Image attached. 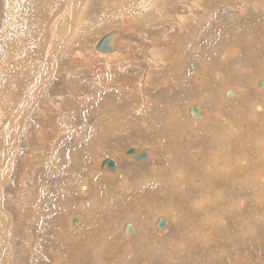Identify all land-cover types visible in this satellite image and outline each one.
Segmentation results:
<instances>
[{
    "label": "rangeland",
    "instance_id": "374dc122",
    "mask_svg": "<svg viewBox=\"0 0 264 264\" xmlns=\"http://www.w3.org/2000/svg\"><path fill=\"white\" fill-rule=\"evenodd\" d=\"M66 1L58 0L53 5H48L47 0H35L36 6L39 7L38 12L34 13L31 6L19 9L14 15V24L8 37L0 36V65H3L0 66V164L4 158L8 161L9 154L11 156L7 174L1 175L0 173V235L5 234L0 236V264H52V262L53 264H76L77 262V264H97L94 263L96 258L92 255L91 245L83 242L87 240H84L86 237L82 236V231H89L92 234L93 228L91 230L88 226L94 223L95 219L101 218V222L104 223L103 230L105 225L108 229H116L123 221H125L123 230L124 225L127 224L126 221H131L132 225L134 223L143 225L144 218L141 216V222H139L137 217L138 213H141V209L135 207L134 203L137 205L143 203L142 200L146 196L142 193L144 191L157 192L160 195L163 183L158 182L157 174L150 173L151 164L126 155L125 152L128 148H136L137 152H141L142 148L147 145H153L159 157L151 160L154 158L153 156L148 162L151 160L154 164L156 161L155 167H162L165 164L163 153H166L170 147V141L175 142L164 132L169 133L172 138L178 135L181 137V143H179L181 151L187 157V162L183 165L185 167V165L188 166L186 163H189V169L195 172V164L201 162L205 157H209L208 148L202 147L204 144H201L202 141L208 140V133L205 130L206 126L195 130L187 120L191 123H202L207 114L203 112V108L205 111H209V105L214 102L209 101L208 95L198 96L195 91L186 89V82L193 78L191 74L196 67L194 62L197 64L205 61L208 66H216L219 71L220 66H229L232 73L234 72L230 75L234 77L237 74V70L234 69L238 65L235 59L239 53L242 58H245L244 60H247L242 65H245L249 71L243 72L244 74L239 73L236 78L239 81L234 78V82L227 83V85L236 88L238 83H242L247 86L250 93L254 94L253 82L255 78L258 79L257 82L264 81V74L255 75V72L262 71L261 66L257 65L258 60L255 55L252 56L247 52L251 49L253 52L255 51V42L246 40L248 31L253 32L259 26V19H264V0H236V2L201 0L200 3L205 2L206 4L214 1L215 4L212 7L217 14L209 16V19L202 18L199 6L203 4H192V13L188 14L189 17L185 18L182 17V14H175L166 18V21L171 22L170 20H172L176 23L171 27H165L164 23L151 26L148 24L149 19L147 18L137 21L135 14L138 5L133 4L135 1H129L124 6L121 5L119 15L114 17L111 14L112 5L106 0H70V3ZM113 1L119 2L120 0ZM110 2L112 1L110 0ZM10 3L11 0H0V25L2 26ZM65 6L69 7L68 13L72 14L69 18L71 22L66 21L70 27L69 25L67 27L66 24L67 30L59 31L55 45L47 48L49 45H45V42L51 36V32L45 28V25L51 16L59 15ZM168 11L172 12L169 8ZM255 11H260V13ZM107 17L111 18L104 20ZM76 18H79L78 21ZM187 19L189 20L187 21ZM183 21L185 24H182ZM113 30L117 33L111 41L113 50L99 52L95 48L96 43L103 35ZM15 33L22 37L18 42V54L22 50V42H27L28 45L21 54L22 56L17 54L12 58L11 64H8L9 60H6L8 56L4 57L3 54L6 51V46L10 49L11 44L6 42ZM45 35H48V38H44ZM154 37H157L155 42L149 41ZM242 39L245 40L247 46L241 48V51L239 46ZM116 41L119 43L116 44ZM222 54L225 55L222 56ZM45 55H49L53 59L54 67L40 86L42 88L39 98L34 99L31 96L25 117L23 119L16 118V106L19 101H23L24 92L34 79L35 66L36 64L41 66L42 60L40 59ZM213 75L215 76V74ZM213 75L212 81L215 83L214 85L211 83L212 85L207 89L212 91L216 102L222 103V106L219 103L216 108L217 112L221 114L226 109L223 106L227 100L223 101L220 96L222 88V83L219 84L220 78H213ZM227 76L225 74L226 78ZM242 76H244V80ZM199 81L202 85V80ZM48 94L52 96L51 99H48ZM230 98L233 100L226 103L235 102L240 106L237 108L229 106V109H236V112L233 113L234 116L225 112L227 116H230V120H237L242 114L250 121L255 122V119L250 117V103L255 101L253 98L249 99V102L233 95ZM188 104L192 105L187 108L190 118L184 112L186 118L182 119V125L176 132L174 128L169 131L172 125L177 124L171 118L172 109L181 111V108H184V105L187 107ZM255 105L262 106L261 104ZM255 105L253 107L256 110ZM195 107L199 109L200 117L193 116L189 112L190 108L194 109ZM43 108L46 111L45 114L41 112ZM242 109L243 111H240ZM217 112L212 117L213 121L222 120V114L217 116ZM262 120L261 117L260 122L264 124ZM246 123L248 122H243L242 126H250L249 123ZM214 124L220 125L221 128H214L211 131L209 138L213 142L218 137L220 139L225 137L223 123ZM162 125L165 126L164 129H162ZM185 131L186 133H184ZM252 131L247 133H253L252 136L255 137V131ZM194 134L197 135L196 138H194ZM232 137L231 134H226L230 149L229 157L238 153L237 145L230 142ZM12 149L13 153H11ZM6 152L7 155H5ZM121 153L137 162L135 167L130 161L128 163L132 165V168L134 167L132 172L136 178L147 181L143 188L136 185L133 188H128L127 191L123 188L121 190L119 181L122 179L120 178L111 180L108 184H104V181L107 183L104 178V181H100V185L97 183V175H102L97 172L99 162L102 159L110 158L115 163H119L121 160L118 161L114 156H119ZM152 155L150 154V156ZM120 163H122L121 167L127 166L124 165V162ZM102 169L110 171L107 167ZM165 169V177H170L171 169L168 167ZM82 181L92 184L93 190L88 194H81L79 190H76L77 183ZM79 186L86 187L85 184H79L78 189ZM175 187H171V191ZM251 188L252 185L248 183L237 185L231 196L232 198L243 196V202H237L235 208L237 210L245 209L240 213H237V210L229 212L226 210L229 215L225 217V221L217 215L223 223H219V226L215 225L218 227L216 228L218 234H213L209 241L210 246L207 247L202 240H197L201 244L203 252L202 250L198 251L199 245H197L193 255H188L187 251H180L182 249L173 247L171 243L174 242L169 239L168 235L161 236L162 238H151L153 243L150 247H142V250L139 251L136 249V244L139 241L134 243L133 239L129 240L130 236L126 242L122 241V245H119V248L113 252L103 253L101 255V260H104L102 264H117L118 258H123L122 249L125 253L126 248L134 247V245L135 260L133 264H142V262L185 264L188 260L191 261H188V264H264V201L262 199L264 191L255 195L259 206L250 197L249 205L246 207L244 197L248 196ZM178 190L190 195H187L186 198L187 206H191L193 195L198 197L201 193L208 191L206 188L200 189L189 184L179 186ZM139 191L142 196L138 194ZM204 196L206 197V194ZM95 197L102 203H99L96 208H90V211L85 214V228H75L80 223L78 221L76 225H73V218L81 217L82 219L85 211L84 206L89 207L91 203L89 200H93ZM161 198L157 197V199ZM113 199L127 205L129 202H134L129 208H126L130 209V212L136 211V215L132 213L126 219L129 211L122 215L124 211L118 205H115L116 210L115 208L111 209L115 210L113 214L109 208L114 206L110 207L108 204V202L115 204ZM135 199L138 202L141 200L139 204ZM183 203L179 205L184 211ZM66 205H70V207H65ZM161 208H164L162 203ZM258 213L261 214L257 216ZM149 214L154 215L151 212L147 213L148 216L145 219L148 217L149 219L143 226L148 233H150L149 228L156 226V220L153 226L151 225ZM244 217L249 218L248 222ZM100 218L96 220V223H100ZM195 220H200V218L196 217ZM247 226L253 228V238L249 237L250 239L244 240L239 232ZM74 229L78 230L74 232ZM79 232L81 236L77 235ZM101 232L103 233L102 230ZM131 234L133 233L128 235ZM185 234L188 235V233ZM178 235L181 236V239L177 241L176 245L185 244L183 234L179 233ZM55 237L58 239V243ZM60 238L63 240L61 244L59 243L62 241ZM126 243L131 245L128 246ZM165 244H167V248ZM142 245H144V240L139 243V246ZM143 252L145 255L141 256L139 253ZM158 256L165 260H156L155 258ZM237 256L244 258V261L240 262L236 259ZM173 257L176 260H173ZM41 258H44L45 261H42Z\"/></svg>",
    "mask_w": 264,
    "mask_h": 264
},
{
    "label": "bare ground",
    "instance_id": "6f19581e",
    "mask_svg": "<svg viewBox=\"0 0 264 264\" xmlns=\"http://www.w3.org/2000/svg\"><path fill=\"white\" fill-rule=\"evenodd\" d=\"M47 1H48L47 2L48 5L49 4L53 5L58 0H47ZM106 1H108L109 4L112 5V10H111L112 13L111 14L113 17L115 15H119V10H120L121 5L124 6L129 1H135V3H133V4L138 5V10H136L137 13L135 14L137 21L144 20L147 18V19H149L148 24H150L151 26H158V25H162L164 23L165 27H171L172 25L173 26L176 25V23L172 20H170L171 22L166 21L167 17L174 16L175 14H182V17H185V18L189 17L190 15H188V14L192 13V7H193L192 4L202 2L201 0H124V2H122L123 0H120L119 2L118 1L114 2L113 0H111L112 2H110V0H106ZM106 1H104V2H106ZM231 1L236 2V0H231ZM257 1H259V0H257ZM260 1H262V0H260ZM66 2L70 3L71 1L67 0ZM200 4H203V5L199 6L200 15L202 18L209 19V16L212 17L214 14H217V12L214 10V7H212L215 4L214 1H212L209 4H206L205 2L200 3ZM169 5H172V6H169ZM27 6H31L34 10V13L38 12V10H39V7H37L35 4V0H11V3L8 5L6 17L4 20V25L3 26L0 25V36L4 35V36L8 37V33L14 24V21H13L14 15L16 14V12L19 9L25 8ZM168 8L172 12L168 11ZM263 8H264V5H263ZM68 12H69V7L65 6L64 10L62 12H60L59 15L55 14V15L51 16L49 21L45 25V28L51 32V36L49 37L50 39L48 38V35L44 36V38H48L47 41L45 42V45H49V47H47V48H51L55 45L57 38H58V32L59 31H61V30L66 31L67 30L66 24H67V27H68V25L70 27V24L66 23V21L71 22V20H69V18L72 14H70ZM255 12L260 13V11H255ZM218 14H220V13H218ZM120 16H122V15H120ZM109 18H111V17H109ZM109 18L107 17V19H104V20H108ZM78 19L76 21H78ZM188 20L189 19H187V21ZM217 21H221V20H217ZM177 24H181V23H177ZM182 24H185V21H183ZM111 32H115V34H117L115 30L110 31L106 34H109ZM253 32H255V33H253ZM253 32L248 31L246 40H250V41L254 40L255 51L253 52V50L251 49V51L248 50L247 52L252 56L255 55V58L258 60L257 65L261 66V68H262V71L261 72L260 71L255 72V75H258L260 73L264 74V19L263 18L259 19V26H257ZM20 38H22V37H20L18 33H15L6 42V43L11 44L10 49L8 46H6V51L3 54L4 57L8 56V58L6 59V60H9L8 64H11L12 58L16 57L18 52H19L18 42H19ZM101 38L98 40V42L101 40ZM156 39H157V37H154V38L150 39L149 41L155 42ZM111 41L112 40L110 38L109 43H110L111 49L109 51H99V50L98 51L99 52H110V51H112L113 49H112ZM98 42L96 43V45L98 44ZM118 43L119 42L116 41V44H118ZM27 45H28L27 42L21 43L22 50L18 54V56H22L21 54L24 52L25 47ZM96 45H95V48H96ZM250 45H251V43H250ZM246 46L247 45L245 44V40L242 39V41L240 42V46H239L240 50H241V48H245ZM252 46H254V44H252ZM235 49L237 50V47H235ZM236 50H234V51H236ZM224 55L225 54H222V56H224ZM244 59L245 58H242V55H240L239 53L237 54L235 61L238 62V65L236 66V69H234L235 71L237 70L236 71L237 74L234 77H233V75H230V74H234V72L232 73V70H231V68H229V66H220L219 67L220 71H219L216 68V66H213V65L208 66L207 62H205V61L199 62L197 64L194 62V65L196 67H194V65H193L194 71H192V74H191V76L193 78H191L189 81L186 82V89L192 90V92L195 91V94H198V96H207L208 95L210 97L209 101H213L214 103L211 105H209L207 103L210 106L209 111L208 110L205 111V108H203V112H206L207 114L204 116L202 123H200V122H199L200 124L199 123H191L189 120H187V122L195 130L200 129V127H203V128L205 126L207 127V128H205V130L208 133L207 134L208 140L207 141L204 140L202 142L200 141L201 144H204L203 146L200 144V146L208 148L209 157H205L201 162L195 164V172L192 171L191 169H189V163H186L188 166L185 165V167H184L183 164H185V162H187V157L181 151V145H179V143H181V137L176 135V136H173V138H172L169 135V133L164 132L168 135V137L171 140L174 139L175 142L172 143L170 141V143H169L170 147H168L166 153H163V155H165L164 156V158H165L164 166H162V167L159 166L156 168L155 167L156 161L154 162V164L151 161V160H155L159 157L156 150L154 149L153 145H151V144L147 145L146 147L143 146V147L148 148L150 150L149 153L147 154V157L144 159L146 161V164H151L150 165V173L157 174L158 175V182L163 183L161 185V188H160V195H158L157 192H155V193L151 192L150 193V192H146V191H144V189H142L144 191L142 193L144 195H146L144 200H142L143 206H142V204L137 205L134 202H129L128 203L129 205L122 204V203L116 202L115 201L116 199H113L115 204H112V202L111 203L108 202L110 207L114 206L112 208H109L111 212L113 211L111 209H114L115 205H118L120 207V209L124 211L123 214L121 213L122 215H124L127 211H129L130 209H127V208H129L130 205H132V203H134L135 207H138L141 209V213H138V216H137L139 218V222H141L140 218L142 216L144 218V223H143V225L138 224V223L135 225V223H134L133 224L134 226H133L131 221L130 222L126 221L127 224L131 225V227H132L131 232L133 233L131 235H128L131 232L125 231V229L123 230V224L125 223V221L120 223V225H118V227L116 229L115 228L108 229V227H106V225H105L106 228L104 227V230H103L102 225H104V223L101 222L102 221L101 218L98 217V218H100L99 219L100 223H98V222L96 223V220H98V218L95 219L94 223H92L90 226H88L89 228H91V230L93 228L92 234L89 231H87V232L82 231L83 232L82 236L86 237L87 239L84 238V240H87V241L81 240V241L85 242L86 244L91 245L90 247L93 250L92 255L95 256V258H96V259L93 258L96 261L94 263H97V264L101 263L102 264V262L104 260H101L102 259L101 255H103V253L105 254V252H107V254L110 252H113L114 250H116V248H119V245H122L121 244L122 241L126 242L128 237H130V236L131 237L129 238V240L133 239L134 243H136V241H139V243H140L142 240H144V245L139 246V243L136 244V247H137L136 249L139 251L142 250V247L143 248H149L150 247V245L153 243V240H151V238H162L161 236L168 235L169 239L172 242H174V243H171L173 245V247H177L179 249H182L180 251H187L188 255H193L192 253L196 249V246L199 245L198 251L201 252L202 247L200 246L201 244H199L197 240H202L203 243L206 244L207 247L210 246L209 241L211 240L213 234L217 233L216 228H218V227H215V225L219 226V223H223V221L221 220V218L219 216H221L225 221V217H227L229 215L228 212L230 210H237V208H235V205L237 204V202H239V201L241 203L243 202L242 201L243 196H238L235 198H232V196H231L232 192H234L237 185H239L241 183H244V184L248 183V184L252 185L250 192L247 194L249 197L248 196L244 197L245 206L248 207L249 202H250V197L255 200L256 205L259 204L257 202V196L255 197V195H257L258 193H263V191H264V124H262L260 122V119L262 117L263 118L262 122L264 123V81L257 82L258 79L255 78V80L253 82V85L255 87L254 94L250 93L247 90V86H245L242 83L241 84L238 83L235 86L236 88H234V87L232 88L231 85H227V83L231 84L232 82H234L233 81L234 78L236 79L237 75L239 73H243V72L246 73L249 71L245 65H242L243 62L247 61ZM40 60H42V62L40 63L41 66L36 64L34 72H33L34 79L30 82V84H28L29 87L27 86V89L24 92L25 94L23 97V101H19V104H17V106H16V109H15L16 110V112H15L16 118L20 117L23 119L25 117L27 108H29L28 104L30 102L31 96L34 99L39 98V95H40L39 92H40V89L42 88V87L40 88V86L45 82V77L51 72V70L54 67L53 59H51V57H49V55L43 56ZM177 60H179V59H177ZM0 66H3V65H0ZM255 68H256V66H255ZM245 70H247V71H245ZM213 74H215V76ZM225 74L228 75L227 78L225 77ZM212 75H213V78L214 77L220 78L219 80L221 82H219V84L222 83V86H221L222 88L220 89V96H221L223 101L224 100H227L226 102L232 101L233 99L230 98L232 95L236 96L237 98H240L241 100H244L246 102H249L248 100L251 98H253L255 100V101H253V103H250L251 104L250 117L252 119H255V122L250 121L248 118H246L242 114H240V116L237 120H230L229 119L230 116H227V114L225 112H227L228 114L235 113L236 112L235 108L229 109V106L230 107H236V108L240 107L235 102H232V103L224 102L223 107H226V109H225L224 113L221 112L222 120L221 121H213L212 120L213 115L215 114V112H217L216 108H217L218 104L220 103V105L222 106L221 102H216V100L214 99V96L212 94V91L207 89V88H210V85H212L211 83H213ZM229 77H231L233 79H230ZM242 79L244 80V76H242ZM199 80H202V85H201V82ZM236 80L239 81L238 79H236ZM195 82H197V83H195ZM256 82H257V84H256ZM214 83H213V85H214ZM259 84H261V86H259ZM229 86H231V87L229 88ZM226 92H228V93L225 95ZM192 94H194V93H192ZM222 96L228 97V98L223 99ZM51 97L52 96L50 94H48V99H51ZM5 102H6V100H5ZM192 103H194V102L192 101ZM26 104H27V106H25ZM255 104H261L262 106L255 105ZM253 105H255L256 110L254 109ZM191 106L192 105H190V104H188L187 107H185V105H184V108H186V109L181 108V111H178L176 109H172V117L171 118L177 124L172 125V127L169 128V131H172L173 128L175 129V132L178 130V128L182 125V119L185 117L184 112H186L187 117H189V113H187V108L191 107ZM194 109H198V108L195 107ZM42 110L43 111H41V112H43L45 114L46 111H44V108ZM190 110H191V108H190ZM190 110H189V112H190ZM257 110L258 111L261 110L262 112H258ZM240 111H243V109ZM190 113H192L193 116H196V115H194V113H195L194 111L190 112ZM218 114H220V113L217 112V116H218ZM234 115L235 114H233V116ZM39 116L41 117V114H39ZM22 119H21V123L23 124ZM19 121H20V119H19ZM243 122H248L250 126L247 127V125L246 126L244 125L245 127H243L242 126ZM214 123H223V126H224L223 131H224V135H225L224 139H220V137H218V139L215 142H213L209 138L211 136V131L214 128L220 129L221 126L218 124H214ZM248 123H246V124H248ZM22 124H20V125H22ZM161 127H162V129L165 128V126H163V125ZM20 129H17V130H20ZM249 129L251 131L252 130L255 131L254 132L255 137L252 136L253 133L252 134L247 133L250 131ZM157 131H159V130H157ZM184 133H186V131ZM226 134H231L233 136L230 140L231 144L237 145L238 153L235 154L233 157L228 156L230 149H229V145H228V142L226 139ZM40 137H42V136H40ZM196 137H197V135L194 134V138H196ZM16 145H17V143H16ZM14 147H12V148H14ZM4 150H6V149H4ZM7 152L5 153V155H7ZM124 152H125V150H124ZM11 153H13V149H12ZM122 153L119 156H117V155L114 156V158L117 159L118 161H119V159L121 160V161H119V163L116 161L117 163H115V166L117 167V169L115 171H112V170L108 171L106 169H102L100 166V162L103 159L99 162L97 172L101 173L102 175H97V183L100 185V181H102L104 178H106V180H107V183H105V181L103 180L104 184H108L109 182H111V180H115V179L120 178V179H122V181H119V183H120L119 186H120L121 190L123 188L127 191L128 188L129 189H130V187L133 188L136 185H137V187L142 186V188H143V185H145L147 183V181H145L141 178H136L134 175V172H132V169L135 166H137V162L133 161L134 159L131 157H126L125 155H122ZM150 154H153V155L150 156ZM153 156H154V158H153ZM46 157H47V154H46ZM10 158H11V156L9 154L8 161L5 160V158L3 160H1V164H0V171H2V172H0L1 175L4 173L7 174V170L9 169L8 163H10L9 162ZM151 158H153V159H151ZM149 159H151L150 162H148ZM174 160H175V162H174ZM129 161L131 162L132 165H134L133 168H132V165H129V163H128ZM120 162H124V165L126 164L127 166L121 167L122 163H120ZM33 163H34V161H33ZM165 167H168L171 169L170 177H168V176L165 177V172H166ZM56 171H58V170H56ZM79 184H85L87 188L85 186H79V189H78ZM183 184H189L190 186H196L200 189L206 188V189H208V191L201 193L198 197L193 195L192 196L193 199L191 201V206H187L186 205V198H187V195L188 196H190V195L188 193H182L181 191L178 190L179 186H181ZM214 186L219 187V188H215ZM171 187H175V188L171 191ZM76 190H79L81 192V194H88L89 192H91V190H93L92 184L89 182L85 183L84 181H82L80 183H77ZM140 191L138 194H141ZM205 194H206V197L204 196ZM128 196H130V195H128ZM141 196H142V194H141ZM157 197H162V198L157 199ZM96 198L97 197H95L93 200L92 199L89 200V202H91L89 204V207L84 206L85 211H84V215H82L83 218L81 219V217H79V223L80 224L78 227H75V228H81V227L85 228V225H84L85 221H86L85 220V214H87L90 211V208H92V207L96 208L99 203H102V202H99L98 199H96ZM262 199L264 201V198H262ZM117 200H118V197H117ZM109 201H111V200L109 199ZM135 201L138 202V200H136V199H135ZM139 202H138V204H139ZM182 202H184L183 203V207L185 209L184 211H183V209H181V205H179ZM161 203L164 206V208H161ZM108 204H107V207H108ZM85 205H86V203H85ZM212 205H214V206H212ZM65 207H70V205H68V206L66 205ZM116 208H115V210H116ZM120 209H117V210H120ZM244 209L245 208H241L240 210H237V213H240ZM115 210L113 211V214H114ZM226 210L228 212H226ZM0 211H1V209H0ZM108 212H109V210H108ZM135 212L136 211H134V212L129 211L126 219L132 213H133V215H136ZM149 212L154 214L153 216H151L149 214V216H151L150 217L151 223H152L151 225L153 226L155 220H157L158 217H165L167 220V224H166L165 228L157 229V227L155 226L154 228H149L150 233H148V231L143 226H144V224L147 223V220L149 219V217L145 219V217L148 216L147 213H149ZM49 213H50V211H49ZM117 213H118V211H117ZM260 214L261 213H258L256 215L258 216ZM51 215H52V213H51ZM55 215H57V214H55ZM217 215H219V216H217ZM111 216H112V214H111ZM191 217H192V219H191ZM196 217L200 218V220H195ZM213 217H216V218H213ZM244 218L248 222L249 218L248 217H244ZM254 219H255V217H254ZM59 222H60V220L58 221V223ZM125 225H124V227H125ZM2 229H4V228L2 227ZM60 229H61V227H60ZM76 230H78V229H76ZM76 230L74 229V232ZM101 230L103 231V233L101 232ZM252 232H253V228H249L247 226L244 229H242L239 233H240L241 237L244 240H246V239H250L249 237H251V239L253 238ZM10 233H9V236H10ZM179 233L183 234V236H184L183 239L185 241V244L179 243L178 245H176L177 241L179 239H181V236L178 235ZM185 233H188V235ZM80 234L81 233L79 232L77 235L81 236ZM171 234H174V235H171ZM1 235H5V234H1ZM74 235H76V234H74ZM74 239H76V238L74 237ZM117 239H119V240H117ZM55 240L58 243V239H56V237H55ZM1 242H3V241H1ZM62 242H63V240L59 243L61 244ZM66 242H64V243H66ZM66 244H64V245H66ZM74 244H75V242H74ZM82 244L83 243H81V245ZM127 245L130 246L131 244H127ZM66 247H65V249H66ZM83 247H85V246H83ZM86 247H87V245H86ZM125 247H126V245H125ZM165 247L167 248V244H165ZM60 248H61V245H60ZM77 248H78V246H77ZM133 248H135V245H134V247L130 246V247L126 248L125 253H123L124 250L122 249L123 252L122 251L121 252H122L123 258L121 259L119 257L118 258L119 262L117 264H133V262L135 260V258H134L135 253H134ZM61 250H62V248H61ZM68 250H70V249H68ZM82 250H83V248H82ZM85 251H86V249H85ZM203 251L204 250H202V252ZM66 252H69V251H66ZM135 252H137V251H135ZM118 253H120V252H118ZM67 254H70V253H67ZM88 254H90V253H88ZM107 254H106V256H107ZM139 254H141V256L145 255L144 252L139 253ZM45 255H46V253H45ZM112 255H113V253H112ZM106 256H105V258H107ZM6 257H8V256H6ZM46 257H47V255H46ZM79 257H80V255H79ZM176 257H178V254H176ZM41 259H42V261L44 260V258H41ZM115 259H116V257H115ZM155 259L161 260L164 258H161L158 256ZM172 259L176 260L175 257H173ZM236 259L240 260V262L244 261V258H242L241 256H239V257L237 256ZM166 261L168 262V259H166ZM188 261L187 262L184 261L185 264L186 263L188 264L189 262H191V261H189V262ZM40 262H41V260H40ZM46 263H47V261H46ZM52 264H53V262H52ZM110 264H112V263H110ZM142 264H148V263L142 262Z\"/></svg>",
    "mask_w": 264,
    "mask_h": 264
},
{
    "label": "water",
    "instance_id": "95a60500",
    "mask_svg": "<svg viewBox=\"0 0 264 264\" xmlns=\"http://www.w3.org/2000/svg\"><path fill=\"white\" fill-rule=\"evenodd\" d=\"M115 36V32H111L109 34L104 35L101 40L98 42V44L96 45V49L99 51H109L111 49L110 47V38L111 40L113 39V37ZM259 86H261V84H259ZM228 92L225 93V95ZM195 112L194 115H196L197 117H200L201 115H199V109H191L190 112ZM192 115V113H191ZM149 149L148 148H143L141 152H137L136 148H128L125 152L126 155L128 156H132L135 160H144L147 157V154L149 153ZM104 167H108L110 168V170L115 171L117 169V167L115 166V162L110 159V158H106L102 161L101 164V168ZM79 221L78 217L73 218L72 220V224L76 225ZM167 224V220L165 218H157L155 225L157 227V229H162L166 226ZM125 231H132V227L130 224H126L124 227Z\"/></svg>",
    "mask_w": 264,
    "mask_h": 264
}]
</instances>
